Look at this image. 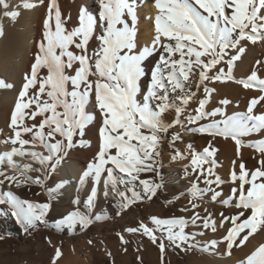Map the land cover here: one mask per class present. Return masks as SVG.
I'll list each match as a JSON object with an SVG mask.
<instances>
[{
  "label": "snow or ice",
  "instance_id": "6c2138e0",
  "mask_svg": "<svg viewBox=\"0 0 264 264\" xmlns=\"http://www.w3.org/2000/svg\"><path fill=\"white\" fill-rule=\"evenodd\" d=\"M154 5L157 9L155 36L151 45L136 51L137 0H98L96 14L82 6L79 9V24L71 30L65 27L66 19L70 17L63 18L57 0H50L38 51L30 73L25 74L11 113L9 127L13 135L4 140L13 147L0 153V186L5 182L9 187L29 182L43 184L41 176L33 177L29 173L42 172L47 177L61 164L67 150L74 146L73 137L77 134L82 136L86 126L94 119V115L87 111L93 96L102 119L99 151L80 176L79 183L83 185L90 176L99 183L104 175L105 197L109 195V185L111 191L116 192L118 180L127 178L135 181L140 173L153 171L155 158L160 155L158 149L161 142L169 130L177 125L185 131L231 137L237 144L238 154L242 143L240 137L264 131V114H254V108L264 101V94L253 97L245 113H234L222 120H215L211 118L225 114L219 107L206 110L208 99L215 90L205 84L232 79V66L246 50L244 42L255 44L264 41V0H154ZM10 6L11 0H0L2 17L14 21L20 12L18 8L10 11ZM21 6L32 9L36 4L25 0ZM0 35H3L2 22ZM93 39L98 44L89 52ZM157 48L161 50L159 62L151 71L150 84L140 102L137 97L141 91L140 81L145 76L143 63ZM231 50H236L235 54H231ZM225 62L227 74L224 68H217ZM256 63L259 65L261 62ZM44 70L46 74H43ZM213 70H216L215 75H212ZM197 76L196 88L204 85L205 97L199 99L195 114L189 113L185 123L181 119L182 114L195 96L189 85ZM239 82L245 88L258 87L264 93V79H259L255 70ZM0 87L11 88L13 85L0 79ZM172 94H176L175 99L171 98ZM220 103L227 105L230 101L224 99ZM167 112L175 114L170 122L164 119ZM37 116L43 117L39 124L29 126L25 123L26 120L35 121ZM206 118L211 122L198 124ZM25 134H30L31 139H25ZM171 139L174 142L182 139V136L176 132ZM80 143L83 145L85 141L81 140ZM38 146L45 149L47 154L36 150ZM253 146L264 157V140L255 142ZM215 151L209 143L202 153L191 156L193 174L203 177L208 185L202 189L194 182L190 190L194 198L211 192V200L216 201L222 195L212 187L223 183L219 176L212 178L216 161L211 158ZM176 155L182 156L183 153L177 152ZM14 157L27 158L31 162L21 163ZM34 163L40 167H33ZM258 163L259 167L251 172L241 163L239 175L235 171L231 175L233 182L240 181L239 186L231 191L232 198L236 200L235 207L241 211L232 216L220 214L221 226L225 221L232 225L223 237L228 255L234 246L244 245L254 233L264 230V159ZM117 170L123 176L117 177ZM141 183L151 195L160 187L148 180ZM49 196L51 199V190ZM96 196V188H93L84 202L85 210L77 207L64 216L57 226L66 225L70 230L77 226L84 229L94 219H101L99 215L93 217L90 212ZM118 196L121 210L134 201V197L129 198L124 192H119ZM232 198L221 203L229 205ZM73 203L79 206V197ZM190 203L193 209L197 207V204ZM3 205L8 206L10 214L24 227L25 232L39 224H47L45 217L49 203L22 201L9 190L0 192V206ZM246 212L250 214L245 216ZM0 213L7 214V210L0 207ZM150 219L155 227L141 222L138 228H128L126 231L135 233L142 230L153 243H157L156 232L160 231L162 235L166 234L165 238L174 248L187 251L196 247L195 243H190L195 240L196 234L185 232L187 221L183 217L160 219L153 216ZM198 219L199 214L195 213L192 223L195 224ZM203 227L211 228L213 232L217 229L210 217L203 219ZM119 238L126 243L123 235ZM216 243L213 240L210 245L215 246ZM159 247L163 256V239L159 241ZM208 249L209 245H205L202 250ZM61 255V249L56 248L53 264ZM240 264H264V244Z\"/></svg>",
  "mask_w": 264,
  "mask_h": 264
},
{
  "label": "rangeland",
  "instance_id": "374dc122",
  "mask_svg": "<svg viewBox=\"0 0 264 264\" xmlns=\"http://www.w3.org/2000/svg\"><path fill=\"white\" fill-rule=\"evenodd\" d=\"M67 29L70 30V27ZM259 42L264 46V41H258L255 44L247 41L244 43L248 49H255L256 51ZM246 50L242 53L243 56L241 54L240 58L232 66V79H225L223 82H205L208 88L215 90L208 99L206 110L212 111L214 108L219 107L223 109L225 114L217 115L211 119L222 120L225 116H231L234 113H245L250 100L253 97H259L264 94L258 87L245 88L239 82L246 79L253 70L257 72L259 79H264V50L261 49L260 51L259 49V51L251 53L253 54L252 56L250 55L251 57H246ZM235 52L231 50V54H235ZM12 57L13 55L10 57V54H7L5 58L14 61L18 60V56ZM32 59L34 60L35 56ZM33 60H31L24 73L22 72L21 77L17 76L15 79L16 81L20 80V84L19 80L18 83L14 82L18 89L17 95L24 83L25 74L30 73ZM257 61L261 63L258 65ZM221 67L224 68L225 74H227L228 66L226 62L217 66V68ZM9 70L11 74V69ZM215 71L213 70L212 75H215ZM44 72L46 74V70ZM10 74L3 76L0 73V79L3 77L8 79ZM197 79L198 76L189 85L191 90L195 92V96L189 102L186 111L182 114L181 119L185 123L189 113L195 114L194 110L198 106L199 99L205 97L204 85L196 88ZM5 89L4 87H0L1 100ZM175 95L172 94L171 98L175 99ZM224 99L229 100L230 103L227 105L221 104L220 101ZM1 100L0 136L4 141L13 135L9 124L16 100L11 104L9 112H7L8 106H6L8 104ZM95 112V114L92 113L94 119L86 126L83 135L77 134L74 136V146L67 150V155L70 153L79 161L83 172L87 170L89 163L95 160L96 154L99 151V128L102 125V119L96 107ZM254 114H264V101H261L254 108ZM174 116V112H167L164 114V119L170 122L174 119ZM41 119H43L42 116H37L35 121L26 120L25 123L29 126L33 123L39 124ZM211 119H203L198 124H208L211 122ZM196 126L198 125H189V127ZM176 132H180L182 139L173 142L171 136ZM24 138L31 139V136L30 134H25ZM240 139L242 143L239 146L238 154L237 144L231 137L225 138L219 135L212 136L206 133L185 131L184 128L177 125L169 130V133L161 142L158 149L160 155L155 158L154 170L140 173L139 179L135 181L127 178L123 181L118 180L116 192L111 191L110 185L107 197L104 196V175H102L99 183H96L91 176L86 178L85 183L77 187L78 189L76 188L70 194H65L60 190L61 186L58 185L62 183L60 177L56 174V170L47 177L42 172H30L29 175L33 177L37 175L41 176V179L44 181L41 185L29 182L20 186L13 184L9 187L8 183L5 182L4 185L0 186V192L10 190L22 201L49 203L50 208L45 217L47 224H39L36 228L25 232L24 227L10 214L11 210L8 209V206H0L7 210V214L0 213V264H53L56 248L61 249L62 255L55 260V264H200L201 262L209 264L211 261H218V259L219 262L224 260L227 264H240L252 251L261 244H264V230H258L249 237L244 245L240 247L234 246L231 249V254L228 255L226 254L228 251L227 243L223 240V237L232 225L230 222L225 221L221 226L220 214L232 216L241 211V209L235 207L236 200L232 198L231 191L233 188L239 186L240 181L236 180L233 182L231 175L233 171H235L237 176L239 175L241 163H244L249 172L259 167L258 162L264 159V157L259 154L253 145L259 140H264V131L252 133L240 137ZM81 140L85 141L83 145L80 143ZM209 143L216 150L214 157L211 158L216 161L214 176L212 178L214 179L215 176H219L223 181L218 187L215 184L212 185L216 191L222 193L221 197L216 201L211 200V192H205L199 198H194L190 194L194 182H197L198 187L202 189L208 187L204 183L203 177L193 174L190 161L193 153H202L203 149L209 146ZM6 144L13 146L11 143ZM189 145H191V148H189ZM177 152L183 153V155L177 156ZM174 156H176L175 159L173 158ZM208 166L205 165V167ZM37 167H40V165ZM115 175L117 177L123 176L118 170ZM80 176L78 175L77 180H79ZM143 180L160 185L154 195L146 192L144 185L141 183ZM93 188H96L97 196L94 199L90 212L93 217L99 215L101 219H94V222L84 229H81L79 226L74 230L68 229L66 225L58 227V222L77 207L81 211L85 210L84 202ZM49 190H51V199ZM119 192L126 193L129 198L134 197V201L123 210L118 207L120 203ZM150 195L151 198H149ZM76 197L80 199L79 206L73 203ZM229 198H232L229 205L221 203L222 200ZM190 201L197 204L195 209L192 208ZM117 212L120 214L117 215ZM195 213L199 214L200 219L196 220V223L193 224L192 219ZM248 214L250 212H246L245 216ZM153 216L160 219L183 217L187 221L185 232L196 234L195 240L190 241V243H195L196 247L187 251L174 248L165 238L166 234L162 235L160 231L156 232L157 243H153L147 235L143 234L142 230L135 233L126 231L128 228H138L141 222L149 227H155L150 219ZM205 217H210L211 221H215L217 225L216 231L213 232L211 228L203 227V219ZM120 235H123L126 243L121 242ZM161 239H163L165 245L163 256L159 247ZM213 240L217 242L215 246L210 245V242ZM205 245H209L207 251L202 250ZM206 260L210 262L208 263ZM226 262L221 263L226 264Z\"/></svg>",
  "mask_w": 264,
  "mask_h": 264
},
{
  "label": "bare ground",
  "instance_id": "6f19581e",
  "mask_svg": "<svg viewBox=\"0 0 264 264\" xmlns=\"http://www.w3.org/2000/svg\"><path fill=\"white\" fill-rule=\"evenodd\" d=\"M24 2L25 0H11V6L9 10L10 11L17 10L18 8L20 12V15L14 21L8 17H2V10H0V22H2V25H3V35H0V60H1L0 62L1 72L0 73L3 76L5 75L8 76V74H10L9 69H11V74L9 75L10 79L9 78L7 79L6 77L5 78L3 77L4 79L3 78L2 79L6 83H10L13 85V87L11 88H6L4 92L2 91L3 92L2 100L0 99L4 103L8 104L6 105L8 106L7 112H9L10 106L13 103V101L17 100V97H18L17 95L18 89L16 88L15 83L16 82L18 83L19 79L16 81L15 80L16 77L20 76L22 72L24 73L29 63L31 62V60H33L32 58L35 56L36 52L38 51L37 42L42 39V34L44 31V27H43L44 20L48 16V5L50 3V0H30V2L36 4V7L32 9L23 8L21 5ZM57 2L62 11L63 18L70 17V19H66V24H65V27L66 28L70 27V30L78 26L79 9L82 6H86L88 10L93 12L94 14L98 13V0H57ZM156 14H157V9L154 5V0H137L138 19H137V24H136V29H137V35H136L137 49L136 51L141 50L146 45H151L152 40L155 36L154 20H155ZM19 28L21 29V31H19L20 30ZM97 44L98 42L95 39L91 40L89 44V52H91L92 49L96 48ZM244 46H245V43H244ZM246 49H248V47ZM259 49L260 51L261 49L264 50V46H262L260 42L258 44V48L256 49V51L257 50L259 51ZM72 50L78 51L75 48H72ZM233 51H236V50H233ZM246 51H247L246 57L250 55L252 56L253 54L251 53L256 52L255 49L254 50L248 49ZM7 54L8 55L10 54V57L11 55H13V57L18 56V60L17 61L8 60L7 58H5ZM160 54H161V50L157 48V51L154 52L150 57L146 58V60L143 63V67L145 69V76L140 81L141 91L137 97L138 101L140 102H142L143 95L146 93L147 87L150 84L151 71L155 67V65L159 62ZM242 63L244 64V62ZM243 68H240V69H243ZM43 73L45 74V72ZM19 84H20V80H19ZM242 94L245 95L244 93ZM87 111L90 112L91 114L95 112L94 96L92 97L91 101L89 102L87 106ZM4 114L7 116L6 113ZM12 147L13 146L6 144L0 136V153L9 151L11 150ZM36 150L43 151V152L45 151V154H47L46 150L43 149L42 147L38 146ZM14 159L20 161L21 163L31 162L29 159L23 158V157H14ZM80 165L81 164L79 163V161L76 160L72 156V154L69 153L68 155H66L62 163L56 169L57 176L60 177L61 183L63 182L61 184L62 186L60 190L63 191L65 194H70L71 192H74L77 187L81 186V184L79 183V180H77L78 175H82V172H83ZM37 166L38 164H35V163L33 164V167H37ZM206 261L208 262V260ZM221 262L224 263L226 261L221 260ZM221 262H219V259H218V261H215V262L211 261L210 263L211 264H222ZM205 264L207 263L205 262Z\"/></svg>",
  "mask_w": 264,
  "mask_h": 264
}]
</instances>
